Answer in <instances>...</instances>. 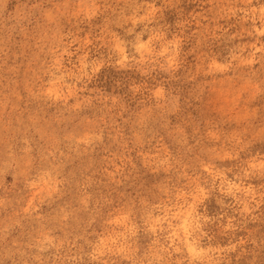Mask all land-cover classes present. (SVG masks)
Instances as JSON below:
<instances>
[{
  "label": "rangeland",
  "instance_id": "obj_1",
  "mask_svg": "<svg viewBox=\"0 0 264 264\" xmlns=\"http://www.w3.org/2000/svg\"><path fill=\"white\" fill-rule=\"evenodd\" d=\"M0 264H264V0H0Z\"/></svg>",
  "mask_w": 264,
  "mask_h": 264
}]
</instances>
